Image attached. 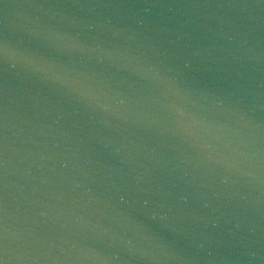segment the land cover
Wrapping results in <instances>:
<instances>
[{
    "label": "water",
    "instance_id": "water-1",
    "mask_svg": "<svg viewBox=\"0 0 264 264\" xmlns=\"http://www.w3.org/2000/svg\"><path fill=\"white\" fill-rule=\"evenodd\" d=\"M0 264H264V0H0Z\"/></svg>",
    "mask_w": 264,
    "mask_h": 264
}]
</instances>
